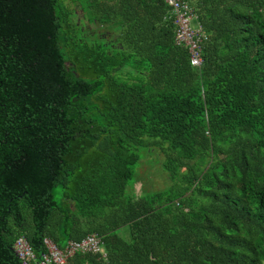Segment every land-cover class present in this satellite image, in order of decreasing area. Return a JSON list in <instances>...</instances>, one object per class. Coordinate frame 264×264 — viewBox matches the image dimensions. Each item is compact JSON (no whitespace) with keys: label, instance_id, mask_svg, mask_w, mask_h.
<instances>
[{"label":"trees","instance_id":"obj_1","mask_svg":"<svg viewBox=\"0 0 264 264\" xmlns=\"http://www.w3.org/2000/svg\"><path fill=\"white\" fill-rule=\"evenodd\" d=\"M187 2L198 67L163 0H0V264H264V0Z\"/></svg>","mask_w":264,"mask_h":264},{"label":"built area","instance_id":"obj_2","mask_svg":"<svg viewBox=\"0 0 264 264\" xmlns=\"http://www.w3.org/2000/svg\"><path fill=\"white\" fill-rule=\"evenodd\" d=\"M168 8L169 17L174 30V43L183 46L188 54L191 66L198 67L201 63V43L205 39L204 32L198 26H191L194 13L187 0H163ZM44 252L36 256L22 236H17L12 249L19 260V264H66L67 259L76 252L93 253L104 256L101 241L95 234H88L78 241H67L61 248H57L49 239L43 238Z\"/></svg>","mask_w":264,"mask_h":264},{"label":"rangeland","instance_id":"obj_3","mask_svg":"<svg viewBox=\"0 0 264 264\" xmlns=\"http://www.w3.org/2000/svg\"><path fill=\"white\" fill-rule=\"evenodd\" d=\"M191 26H195L193 21H191ZM166 186L167 179L158 165V161L150 156L143 158V154H141V159L133 170L128 190L135 195H145Z\"/></svg>","mask_w":264,"mask_h":264}]
</instances>
